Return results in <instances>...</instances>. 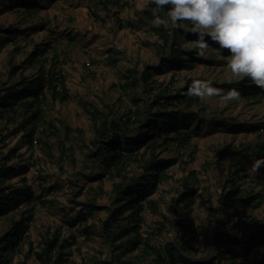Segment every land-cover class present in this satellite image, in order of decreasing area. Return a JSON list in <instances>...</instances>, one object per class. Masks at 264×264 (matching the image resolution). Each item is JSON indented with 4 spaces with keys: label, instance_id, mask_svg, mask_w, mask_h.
Instances as JSON below:
<instances>
[{
    "label": "rangeland",
    "instance_id": "1",
    "mask_svg": "<svg viewBox=\"0 0 264 264\" xmlns=\"http://www.w3.org/2000/svg\"><path fill=\"white\" fill-rule=\"evenodd\" d=\"M127 1L124 7L108 4L103 8L98 0H35L30 3L33 8L28 11L25 8L28 0H0V34L4 36L11 33L14 36L12 41L2 40L0 43V94L4 93L6 87L37 74L40 65H32L28 61L34 46L44 51V69L49 74L55 71L56 76L64 77L68 94V99L61 101L53 99L45 91L46 100L41 117L56 127L57 132L50 127H45L44 132L43 125L38 122L35 135L41 145L31 146L23 138V131L26 130L16 131L22 111L14 121L0 120V136L5 137L3 143L0 142V152L7 154L15 148L19 155L7 161L15 165L17 174L2 184H25L31 188L33 196L32 204L21 203L9 213L14 215L16 221L22 219L20 214L23 211H28L24 216L32 214V218L26 221L22 250L10 256V264L24 260L26 264H47L38 260L33 252H40L43 240L55 232L58 233L59 242L64 243L67 264H91L90 260L94 257L110 260L113 264L127 260L135 264H151L152 255L143 259L144 254L140 251L142 244L136 249L120 252L101 234L102 222L108 217L118 197L115 185L124 178L116 176L111 179L98 163L93 162L90 152L94 149V130L84 105L91 103L103 111L111 109L121 114L133 106L131 97L137 96L143 110L142 117L145 118L157 115L160 110L161 106L154 104V101L158 100L164 105L166 99L163 96L170 95L181 97L182 102L175 106L176 110L194 112L200 122L196 124L194 120L183 123V118L178 116L179 130L182 133L191 131L190 139L182 145L170 141L169 148L161 146L155 149L157 157L173 158L175 162L168 166L167 177L157 188L145 193L144 222L139 233L142 237L150 238L151 244L159 248L180 240L197 249L200 260L219 257L225 263L230 259L239 261L241 258H246L250 264L261 262L264 245H239L237 253L233 255L227 253L226 245L215 248L212 237L224 228L221 225L214 226L208 214L213 217L223 214L220 211L222 184L228 174L226 172L238 162L241 176L237 180L239 186L253 193H261L262 198L257 207L244 208L240 201L235 207L240 213L245 211L248 216L264 222V167L255 176L248 172L254 160L262 158L252 155L251 151L256 143L264 142V131L259 128L238 132L233 130L231 124L226 128L216 126L217 120L224 119L240 127L264 128V89L259 88L255 97L249 99L240 97L239 100H224L223 95L231 88H239L240 82L234 79L230 82L225 55L214 45H210L204 50V55H200L194 47L196 36L186 22L176 27L163 25L168 29L170 40L167 46H162V41L152 30L159 25L154 23L155 17L150 6H144L145 0ZM137 11H147L153 18L146 17V24L138 23ZM128 22L135 26H127ZM174 29L182 34L188 30L193 35V38L182 36L175 39L181 50L185 51L181 58L185 59L186 65L165 67L154 72L162 59L168 57L169 47L174 41ZM186 51H192L193 57L202 60L190 61L192 56L185 54ZM14 66L18 68L15 73H11ZM146 68H152L154 72L152 80L155 82L149 81L150 87L141 84L137 90L127 89V92L119 88V83L123 81L122 73L128 69L140 73ZM173 74H176L174 80ZM198 80H211L214 87L223 90L221 95L204 100L194 95L196 98L187 104L182 95ZM241 82L245 84L249 81ZM164 88V92L159 93ZM1 108L8 114V107L0 102ZM197 126L198 129H194ZM30 127L31 124L26 129ZM66 128L69 129L68 135L65 134ZM46 143L51 149L47 150ZM60 143L68 147V152L62 153ZM227 145L233 147L235 154L222 157L220 165L223 174H220L215 164L217 151ZM128 147L123 143L120 145V148ZM133 147L134 152L141 157L138 161L132 160L126 164L123 169L125 178L143 174L142 163L150 155V148ZM69 153L73 162L67 156ZM95 172L101 173L102 177L88 179ZM192 173H195L196 178L190 179L188 186L194 191L191 217L197 242L191 241L189 232L177 230L178 227L174 225L182 215V210L175 206V199L185 189L184 179ZM126 185L124 181L122 187L126 189ZM87 201H93L98 209L85 222L77 221L71 226L68 221L81 208L80 203ZM127 214L128 210H125L120 216L125 217ZM9 215L0 217V236L12 226ZM233 221H238L236 215L230 224ZM158 222L164 223L165 228L158 227ZM257 228L255 225L244 227L238 221L230 231H224L236 237L244 231L256 235Z\"/></svg>",
    "mask_w": 264,
    "mask_h": 264
},
{
    "label": "trees",
    "instance_id": "2",
    "mask_svg": "<svg viewBox=\"0 0 264 264\" xmlns=\"http://www.w3.org/2000/svg\"><path fill=\"white\" fill-rule=\"evenodd\" d=\"M35 0H28V4L25 8L30 11L33 5L30 4ZM101 7L106 8L108 4H115L118 7H124L128 4L127 0H98ZM138 17L137 22L146 24V17L153 18L147 11H137ZM127 26L133 27L132 23H126ZM122 26V25H121ZM152 30L158 35L162 41V46H167L170 40V35L168 29H165L163 25H159ZM174 41L169 47L168 57L162 59V62L158 67L154 69V72H159L165 67H181L185 66V59L183 60L181 56L185 51L181 50V47L177 44L175 39L184 36L187 38H193L191 32L185 30L182 34L181 31L174 29ZM14 36L9 33V35L0 34V43L3 41H12ZM3 40V41H2ZM216 48V47H215ZM44 51H41L38 46H34L32 53L28 56V61L32 65H40L37 70V74L30 79L23 78L21 81L6 87L0 94V102L3 106L8 107V114L4 108L0 109V120H15L16 116L22 111L21 119L19 123H16V131H23V138L27 139L28 143L33 145H41L39 138L35 135V128L37 123L43 125L42 130L45 132V127H50L53 131L57 132V128L50 125L49 122L45 121L41 117V112L43 110V102L46 100V92L50 93L53 99H59L64 101L68 99L67 90L65 88V79L62 75H57L56 72L49 74L48 70L44 69L43 62L46 58L43 56ZM192 51H186L185 54L191 55ZM221 53V52H220ZM226 56L225 53H221ZM192 56V55H191ZM43 60H42V59ZM200 61L202 59H197L192 56L190 61ZM154 66H152L153 68ZM17 66L12 67L11 73H15ZM144 69L142 72L136 71L135 69H128L126 72L121 74L122 83H119V88L127 92L129 89L131 91L137 90L141 84L144 86H149V81L152 80L153 70ZM161 68V69H160ZM176 74H173L172 80H174ZM248 82V81H247ZM239 91L241 92V98H252L255 97L256 93L259 91L258 87L251 85L249 82L242 84L238 82ZM150 87V86H149ZM166 88V87H165ZM164 89H160L159 93H163ZM166 99L164 105L160 104L158 100L154 101V104L161 106L158 110L157 115H149L145 118L142 117L143 110L138 104L139 98L137 96H132V107L124 111L121 114L109 109L107 112L99 109L96 105L87 103L84 105V111L88 114L89 119L92 123V128L94 132V140L92 142L94 149L91 151V156H93V162L98 163L99 167L103 171L108 173V177L111 179L116 176L124 178V180L115 187L118 191V197L115 199L112 209L109 212L108 217L102 222L101 234L105 237L111 244L113 248L123 252L125 250L136 249L140 244L143 245L140 251L144 254L143 259L149 255L153 257L150 260L151 264H250L246 258H241L239 261L230 259L228 262H222L219 257L216 259H205L200 260L198 250L187 246L188 244L182 241H176L173 243H168L163 246L155 247L151 244V240L148 237H142L139 233V228L144 222L143 211H144V197L145 193L149 190H154L157 185L167 177L166 169L169 165L175 162V159H163L157 157L155 154V149L164 146L169 148L170 141H175L176 144L182 145L186 143L192 136L191 131L188 133H182L179 130L178 116L183 118V123L191 122L196 120V124H199L196 113L187 110H176L175 106L182 102L179 95L163 96ZM185 98L187 104H190L196 97L190 95L189 91L186 89L185 94L182 95ZM31 111V112H30ZM218 121V122H217ZM215 122L216 126L226 128L228 124L234 126V131H254L261 128L258 127H247L246 125L240 127L239 124L234 122H229L224 119L217 120ZM29 129H26L27 125H30ZM242 128V129H238ZM194 129H198L195 127ZM69 129H65V134L68 135ZM172 133L173 135H170ZM3 136H0V142L4 141ZM129 146L128 148H120L121 144ZM61 144V143H60ZM144 146L145 148H150V155L148 159L142 163L143 174L125 178L123 175V169L126 164L130 161L140 160L141 155L134 152V147ZM47 150L51 149L50 145L46 143ZM233 147L227 145L222 149L217 151V159L215 164L219 170L220 174H223V169L221 167V159L223 156H232L235 154L233 152ZM62 153L68 152V147H64L61 144ZM264 142L256 143L251 151L254 156L264 157ZM251 155V154H249ZM249 155H246L248 157ZM16 149H10L7 154L0 152V217H7L13 208H18L21 203L32 204L33 196L31 193V188L25 184L18 186L12 183L2 184L12 175L17 174L18 169L13 164H8L7 161L13 157H17ZM69 159L73 162L70 157V153L67 155ZM245 157V156H244ZM231 170L226 173V179L223 181L221 188L220 202L222 209L220 210L223 214L221 217L212 216L208 214L210 221L214 226L221 225L224 230L230 231L234 225L239 223L248 227L250 225H255L257 228L256 235L250 234L249 231H244L240 236H231L232 233H226L223 231H217L212 237L215 248L222 245H226V251L228 254L233 255L237 253V246L239 245H264V222L246 214L245 211L239 212L235 204L240 201L241 206H258L261 202V193H253L251 190H245L237 180L241 177L239 175V163L235 162ZM101 173H94L93 177H88V179H99L101 178ZM195 173H192L189 178L184 179V190L176 197L175 206L177 209L182 210V215L179 216L178 220L174 223L178 227L177 230H185L190 233V239L193 242H197V236L194 234V229L192 228V217L191 213L194 204V191L190 189L188 184L190 179L195 180ZM126 181V189L122 187ZM227 188V190H225ZM81 208L77 211L74 218L70 219L68 223L72 226L75 222H85L89 217L94 215V211L98 209L93 201L82 202ZM152 205V204H151ZM154 206V205H153ZM33 209V205L30 206ZM128 210V214L125 217L120 216L122 211ZM28 211L21 212V218L19 220L14 219V215H9L8 218L12 220V226L8 228L0 236V264H10L11 255L22 250V240L25 238V231L27 230L26 221L32 218V214L24 216ZM217 213V212H216ZM237 217L238 221L231 220ZM24 216V217H22ZM224 217V218H223ZM226 217V218H225ZM167 220V219H165ZM164 223L158 222V227H163ZM165 228V227H163ZM162 228V229H163ZM161 230V229H159ZM192 234V235H191ZM124 239L122 242H120ZM250 239V241L248 240ZM119 243H116L118 242ZM124 249V250H123ZM31 250V247H30ZM32 251V250H31ZM33 255L40 260L42 263L47 264H67L64 251V243L59 242L58 233L55 232L51 237H47L43 240L40 252H33ZM91 264H113L110 260L98 259L96 257L92 258ZM15 264H26L25 260L22 262H17ZM84 264V263H81ZM118 264H135L132 261H119ZM255 264H264V256L261 262Z\"/></svg>",
    "mask_w": 264,
    "mask_h": 264
},
{
    "label": "clouds",
    "instance_id": "3",
    "mask_svg": "<svg viewBox=\"0 0 264 264\" xmlns=\"http://www.w3.org/2000/svg\"><path fill=\"white\" fill-rule=\"evenodd\" d=\"M144 6H150L156 25L188 23L200 55L210 45L226 52L230 82L247 80L264 89V0H145ZM188 91L204 100L220 96L223 90L211 80H198ZM240 96L238 88H231L223 99L239 100ZM262 167L264 157L255 159L248 172L255 176Z\"/></svg>",
    "mask_w": 264,
    "mask_h": 264
}]
</instances>
